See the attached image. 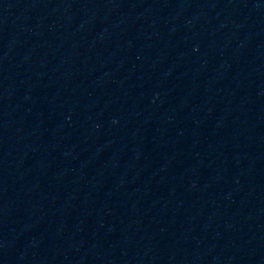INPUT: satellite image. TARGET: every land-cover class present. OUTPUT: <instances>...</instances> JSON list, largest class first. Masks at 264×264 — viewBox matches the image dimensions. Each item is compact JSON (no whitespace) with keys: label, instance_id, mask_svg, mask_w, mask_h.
Here are the masks:
<instances>
[{"label":"water","instance_id":"95a60500","mask_svg":"<svg viewBox=\"0 0 264 264\" xmlns=\"http://www.w3.org/2000/svg\"><path fill=\"white\" fill-rule=\"evenodd\" d=\"M0 264H264V0H0Z\"/></svg>","mask_w":264,"mask_h":264}]
</instances>
